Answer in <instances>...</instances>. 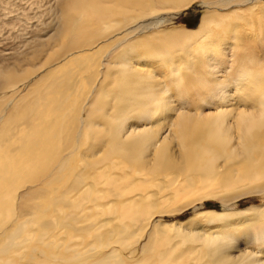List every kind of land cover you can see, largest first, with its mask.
I'll return each mask as SVG.
<instances>
[{
  "label": "bare ground",
  "instance_id": "obj_1",
  "mask_svg": "<svg viewBox=\"0 0 264 264\" xmlns=\"http://www.w3.org/2000/svg\"><path fill=\"white\" fill-rule=\"evenodd\" d=\"M0 3V264H264V0Z\"/></svg>",
  "mask_w": 264,
  "mask_h": 264
},
{
  "label": "rangeland",
  "instance_id": "obj_2",
  "mask_svg": "<svg viewBox=\"0 0 264 264\" xmlns=\"http://www.w3.org/2000/svg\"><path fill=\"white\" fill-rule=\"evenodd\" d=\"M9 1H11V4L13 3V5H8V8H6L7 9L6 11L8 12L9 10H13L12 15H14V14L17 15L18 13H20L23 9L22 7H24L26 5V3H24L25 0L24 1H22V0H20V1L9 0ZM0 7H1V3H0ZM1 8L4 9L5 7L2 6ZM1 8H0V14L2 12ZM204 10H206V9L204 8L203 5L194 4L193 7H191L190 9H186L185 11L180 12L178 14L176 13V16H174L172 19L167 18L166 20L163 21V23H160V26L163 24L161 26L162 28L163 27L164 28H172V27H177V26L185 27V28H194L200 22L201 16L205 12ZM164 22H165V24H164ZM0 30H1V32H0V55H1L0 56V62H2L5 60V57H8V56L10 57L13 55V54L3 55L4 54L3 52H12L13 53V51L16 48L24 49V47H22V44H24V43L20 41V38H18L23 33L22 31L21 32L19 30L17 32L15 31V32L11 33L12 34L11 38H8L7 40H3L4 38H3L2 34L7 32V31L5 29H0ZM29 30L30 29H28L27 32H29ZM32 32H34V31H31L30 34ZM42 33H43V31H42ZM260 204H264V193L263 192L262 193L252 192L246 196L241 197V199L239 198V199L232 200L230 203H227L225 205H224L223 201H221L217 198H215V199L209 198V199L204 200V202H197V203L191 205V207L189 206L188 208L182 210L181 212L175 213L173 215H165L164 217L166 220H171V219L185 220L191 216H194L196 214V212L204 210V209H214L217 211H228V212L232 211L233 212V211L239 210L241 208H245L247 206L260 205ZM157 217H160V216H157ZM237 244L242 248H247V246L244 244L243 238H241V237H240V241L237 242Z\"/></svg>",
  "mask_w": 264,
  "mask_h": 264
}]
</instances>
